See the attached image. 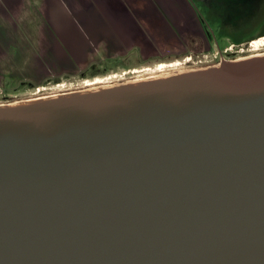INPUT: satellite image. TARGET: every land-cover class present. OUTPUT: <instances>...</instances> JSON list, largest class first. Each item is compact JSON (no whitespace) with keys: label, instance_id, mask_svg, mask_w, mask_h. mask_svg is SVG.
<instances>
[{"label":"water","instance_id":"95a60500","mask_svg":"<svg viewBox=\"0 0 264 264\" xmlns=\"http://www.w3.org/2000/svg\"><path fill=\"white\" fill-rule=\"evenodd\" d=\"M258 75L1 122L0 264H264Z\"/></svg>","mask_w":264,"mask_h":264},{"label":"rangeland","instance_id":"374dc122","mask_svg":"<svg viewBox=\"0 0 264 264\" xmlns=\"http://www.w3.org/2000/svg\"><path fill=\"white\" fill-rule=\"evenodd\" d=\"M186 3L195 12L204 33L186 45L182 56L169 59L156 57L135 64L138 61L136 53H130L127 59L103 63L98 69L96 55L91 57L88 54L93 49L96 50V46H92L93 48L79 46L77 52L85 56L82 60L78 59V63L70 56H57L54 52H48L45 58L40 59L37 57L35 47L37 43L23 31L24 26L13 28V25L20 24L18 22L27 23L28 19L20 20L18 17L15 21L13 17H0V103L73 93L81 91L85 84L96 82H103L102 87L103 84L119 87L136 78L159 75L157 71L167 63H179L176 67L164 69L165 73L176 75L182 71L213 68L222 61L264 51V47L259 51H252L247 45L250 40L264 36V0H186ZM56 18L66 24L60 17H52L53 20ZM68 19L70 23L77 24L87 19L92 21L93 17L70 16ZM34 20L37 21L32 19V22ZM38 32L33 31L31 35ZM44 34L48 39L49 32ZM202 36L209 40V49L205 48ZM69 37L71 40V33ZM215 42L218 45H214ZM1 51L10 58L11 65L6 63V57ZM142 69L150 70L141 72ZM133 70L140 72L131 73ZM216 84L211 86L220 91L221 86Z\"/></svg>","mask_w":264,"mask_h":264},{"label":"crops","instance_id":"0c3cea01","mask_svg":"<svg viewBox=\"0 0 264 264\" xmlns=\"http://www.w3.org/2000/svg\"><path fill=\"white\" fill-rule=\"evenodd\" d=\"M70 16L93 17V22L70 23ZM0 17L28 19L13 28L24 26L23 31L37 43L40 59L54 52L77 63L85 56L77 52L79 46H96L88 53L96 55V60L133 51L146 59L182 53L202 35L197 16L186 0H0ZM52 17H60L66 24ZM33 31L39 32L31 35ZM44 32H49L52 43ZM1 53L11 65L6 53Z\"/></svg>","mask_w":264,"mask_h":264},{"label":"bare ground","instance_id":"6f19581e","mask_svg":"<svg viewBox=\"0 0 264 264\" xmlns=\"http://www.w3.org/2000/svg\"><path fill=\"white\" fill-rule=\"evenodd\" d=\"M254 51L264 47V40L251 45ZM260 52V51H259ZM179 63L166 64L161 67L159 75L136 78L121 86L102 87L96 82L85 85L81 91L42 97L34 100H16L0 104V123L18 119L52 118L68 113L82 112L109 104L121 103L142 97L171 95L181 90H189L205 85L207 82L219 80L220 74L226 75L227 84L231 88L240 87L258 79L264 73V51L248 56L222 61L218 66L196 70L182 71L178 74L165 73V68L178 66ZM150 69H142L149 71ZM140 71H134L138 73ZM156 72V71H155ZM145 73V72H144ZM152 73V72H151ZM146 74V73H145ZM97 85H101L98 87ZM97 86V87H96Z\"/></svg>","mask_w":264,"mask_h":264},{"label":"flooded vegetation","instance_id":"af4514ba","mask_svg":"<svg viewBox=\"0 0 264 264\" xmlns=\"http://www.w3.org/2000/svg\"><path fill=\"white\" fill-rule=\"evenodd\" d=\"M200 28H201V31L204 33V29L200 26ZM261 38H264V36H260V37H258V38H255V39H253V40H250L249 42H247V45L252 49V51H253V48L251 47V45L252 44H254L255 42H258L259 40H262ZM264 40V39H263ZM203 41H204V43H205V45H206V49H209L210 47H209V40H207L205 37H203ZM239 44H241V43H239ZM239 44H235V45H239ZM214 45H218V43H214ZM204 48V49H205ZM229 50H231V48L230 49H228V51ZM185 51V50H184ZM182 52V53H179V54H173V55H168V56H165V57H159V58H161V59H166V58H178V57H180V56H182V54L183 53H185V52ZM261 51V50H260ZM134 52H136V51H133V53ZM221 52H223V50L221 49ZM256 53H260V52H256ZM256 53H252V54H256ZM248 55H251V54H248ZM248 55H245V56H248ZM130 55H125V56H119V57H112V58H100V59H98V60H96V68L98 69V68H101L102 67V65H103V63H108V62H110V61H114V60H121V59H127L128 57H129ZM136 57H137V59H138V61L137 62H135V64H137V63H141V62H144L145 60H153V59H155L156 57H150V58H146V59H143L139 54H137L136 53ZM240 57H244V56H239V57H236V58H240ZM236 58H234V59H236ZM103 61H105V62H103ZM186 62H188V61H186ZM135 70H133L131 73H133ZM54 80V79H53ZM86 85V84H85ZM84 88H87V87H84ZM37 92H39V91H37ZM1 104V103H0Z\"/></svg>","mask_w":264,"mask_h":264}]
</instances>
